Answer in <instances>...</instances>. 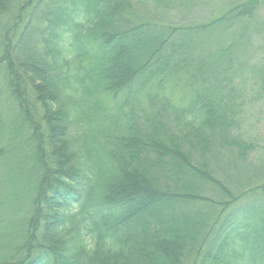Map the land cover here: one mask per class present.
I'll return each mask as SVG.
<instances>
[{"label":"trees","instance_id":"1","mask_svg":"<svg viewBox=\"0 0 264 264\" xmlns=\"http://www.w3.org/2000/svg\"><path fill=\"white\" fill-rule=\"evenodd\" d=\"M263 3L0 0V90L19 114L5 136L0 112V264H264L234 87L249 68L264 81L261 46L238 56Z\"/></svg>","mask_w":264,"mask_h":264},{"label":"rangeland","instance_id":"2","mask_svg":"<svg viewBox=\"0 0 264 264\" xmlns=\"http://www.w3.org/2000/svg\"><path fill=\"white\" fill-rule=\"evenodd\" d=\"M218 2L219 4H222V2L220 1ZM259 11H260V15L264 13V3ZM210 16H212V14ZM253 27L254 26L251 25L247 27L246 30V33L249 35L251 43L246 38V42H245L246 52L242 51L238 54V56L241 55L242 60L246 62V68L248 67L247 55L252 56L253 59L257 61L256 53L252 54L250 52V49L254 48L257 50V48L260 46L264 49V27L262 29L257 30L256 32ZM227 41L228 39L225 42ZM248 44H252V47L248 48ZM259 55L261 54L259 53ZM250 70L251 69L249 68V73H246V75L250 76L251 78L245 81L243 84L237 81L234 86L237 92L236 101L240 102V105L238 106L239 124L237 126V129L241 131V133L246 139H250L254 141V143L256 144V148L250 155V160L252 161V164L259 167L261 176H263L264 178V88L261 89V87H264V85L261 86L262 84H264V81L260 83L257 80V78L260 79L259 76L256 77L251 76L253 70L251 71ZM0 77H1V73H0ZM251 80L252 81L256 80L257 85H252ZM4 92H5L4 89L2 91L0 90V112L2 113L3 117L7 119L6 123L8 124V128H7L8 130L5 131V136H6L7 132L12 131V129L15 132V126L17 125V123L16 124L13 123L17 120L14 118L15 115L19 117V114L15 109L14 102L12 103L10 101L9 104L6 102V97ZM259 92L261 94H259L258 96ZM27 95L31 100H33V92L30 86H27ZM103 100L105 101V103H108V99L106 97H103ZM17 133L22 134V131H19ZM18 149H20V147H18ZM31 172H32L31 169L28 168L26 174L30 175ZM6 191L11 198L10 199L11 206L8 208V212H7L8 213L7 218L8 221L10 222L9 225L10 228L17 223V219L22 215L21 213L24 207L26 206L24 205V199L26 198V196L25 194H23V192L21 191L20 187L17 185L16 182L13 183L12 185H9V188Z\"/></svg>","mask_w":264,"mask_h":264}]
</instances>
